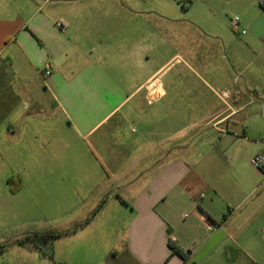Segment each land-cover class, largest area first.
<instances>
[{"label":"crops","instance_id":"crops-1","mask_svg":"<svg viewBox=\"0 0 264 264\" xmlns=\"http://www.w3.org/2000/svg\"><path fill=\"white\" fill-rule=\"evenodd\" d=\"M175 2L0 0V243L37 231L7 235L15 227L83 210L86 217L73 224L89 221L63 236L72 237L63 248L70 260L93 255V264H184L171 254L170 240L189 250L187 264H223L216 247L230 211L219 223L213 203L239 197L242 211L248 195L241 185L230 188L209 137L187 136L227 121L236 101L204 79L207 90L200 92L193 81L165 76L183 58L158 61V51L182 45L185 69L196 74L191 64L213 71L197 57L213 46L197 45L196 35L225 46L212 29L170 15ZM12 176L21 179L15 193ZM112 196L119 201L107 202ZM213 224L221 229H209Z\"/></svg>","mask_w":264,"mask_h":264},{"label":"rangeland","instance_id":"rangeland-1","mask_svg":"<svg viewBox=\"0 0 264 264\" xmlns=\"http://www.w3.org/2000/svg\"><path fill=\"white\" fill-rule=\"evenodd\" d=\"M177 1L180 4L175 2L171 6L172 9L168 8L167 12L170 15L179 14L182 21H191L192 25L197 23L212 29L221 37L225 46L217 44L215 39L196 35L197 45L211 44L213 46L210 53L205 52L204 48L197 49V57L207 59L213 71L205 73L191 64L196 74H191L185 69L182 61H187L188 58L186 49L182 45H174L168 50L165 48L163 51H158V61L166 62L171 58L173 61L175 54L183 58L182 61L171 64L165 76L170 79L178 77L180 82L184 83L187 80L193 81L195 89L200 92L207 90L201 83V79H204L220 97L224 98L223 93L227 92V100L236 101V104H233L235 111L227 121L225 119L221 123L210 125L202 129L203 132L199 127L190 131L187 136V139L193 135L201 139L199 133H203L204 138L209 137L210 145L222 156L220 161L217 160V166L222 174H226L230 188L232 184L236 188L241 185L244 194L248 195L243 203L242 211L239 208L236 210L239 197H229L213 203V206L219 209V223L221 216L228 215L230 211L227 223L222 225L224 235L216 249L220 248L222 251L223 264H251V259L254 258L264 264V221H257L258 217L264 218V185L257 188L264 182V174L250 163V159L262 151L261 146L264 148V0ZM235 16L239 17L242 29L246 32L242 36L236 35L230 28V19ZM168 24L165 22V26ZM221 55L222 60L219 59ZM199 116L193 115L190 118L196 119ZM168 129H165V133L175 132L176 126ZM256 172L261 174L258 182ZM119 199L118 196L117 198L112 196L107 202H118ZM40 201H42L41 196L38 194L37 203ZM44 202L47 201L44 200ZM95 202L96 195L91 197L84 210ZM58 203L59 196H56L53 204ZM259 205L262 206L260 209ZM253 210H258L259 213L251 219L250 213ZM84 215L86 214L83 210H78L73 215L58 214L53 218L15 227L7 232V235L11 232H14L13 235L21 234L29 228L37 231L69 228L73 225V219L85 218ZM246 217L249 219L248 223L243 224ZM219 229H221L220 226ZM71 238L61 237L54 240L52 254L39 249L28 252L21 245L16 244L6 249L0 256V264H93L95 261L93 255H83V257L76 255L70 260V254L65 250ZM228 252L233 255V258H224L223 254ZM211 254L205 255L200 260L207 261ZM106 264H117V262L109 261Z\"/></svg>","mask_w":264,"mask_h":264},{"label":"trees","instance_id":"trees-1","mask_svg":"<svg viewBox=\"0 0 264 264\" xmlns=\"http://www.w3.org/2000/svg\"><path fill=\"white\" fill-rule=\"evenodd\" d=\"M20 181L21 179L14 176L8 179V184L12 193L18 191L21 183ZM103 202L104 200L99 203V205L94 209L92 214L98 211ZM88 221L89 218L85 219L82 222L74 223L69 228H50L42 231L28 232L19 236L9 237L0 243V254L3 253L6 249L16 244L21 245L28 251H34L39 249L44 250L45 253L47 252L52 254L54 240L74 233L79 227L83 226ZM168 246L171 249V254L178 255L183 260L184 264H187V262L189 261V252H184L181 248L177 247L170 240L168 241ZM192 264L195 263L193 262Z\"/></svg>","mask_w":264,"mask_h":264},{"label":"built area","instance_id":"built-area-1","mask_svg":"<svg viewBox=\"0 0 264 264\" xmlns=\"http://www.w3.org/2000/svg\"><path fill=\"white\" fill-rule=\"evenodd\" d=\"M230 28L234 33L244 35L246 32L244 29H242L240 19L238 16H235L230 19ZM44 75L48 76L50 74L49 70H44ZM251 165L258 170L260 173L264 174V153H259L255 156H253L250 159ZM218 224H213L209 227V229L218 228ZM184 252H189V250H183Z\"/></svg>","mask_w":264,"mask_h":264},{"label":"water","instance_id":"water-1","mask_svg":"<svg viewBox=\"0 0 264 264\" xmlns=\"http://www.w3.org/2000/svg\"><path fill=\"white\" fill-rule=\"evenodd\" d=\"M216 242V240H213L206 248L205 250L201 253V256L204 255L205 253H207L209 251V249L214 245V243Z\"/></svg>","mask_w":264,"mask_h":264}]
</instances>
